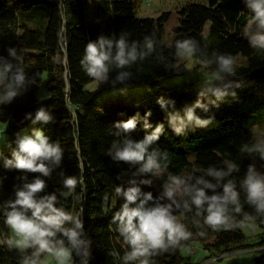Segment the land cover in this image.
<instances>
[{
  "label": "trees",
  "instance_id": "trees-1",
  "mask_svg": "<svg viewBox=\"0 0 264 264\" xmlns=\"http://www.w3.org/2000/svg\"><path fill=\"white\" fill-rule=\"evenodd\" d=\"M84 2L0 0V56L7 58V49L15 48L25 73L35 81L25 94L11 104L0 105V122L5 124L6 134V147L0 153V205L15 198V189L24 182L21 177H27L30 182L40 175L7 169L4 160L11 159L17 135L32 124L30 119H25L26 114L31 113L34 118L36 110L43 106L49 110L54 122L39 124V129L50 138V142L61 145L63 158L59 168L54 169L49 177H40L47 184L41 195L63 190L61 172L64 177L75 176L78 180L76 189L67 198L60 197L57 192L56 206L83 220L84 231L91 241L88 264H122L127 247L116 230L113 215L123 199L115 197L114 189L121 185L126 188L135 169L113 162L108 156V149L116 139L113 125L127 121L137 113L143 118L149 111L148 122L152 128L157 124L164 125L163 134L152 147L167 151V171L160 177L137 178L152 179V186L142 185L141 190L151 192L154 198L162 191L168 173L200 175L202 169L210 166L221 168L225 159L239 166L238 172L226 178L233 179L239 191V181L249 164H253L251 157L242 154L241 147L252 142L251 127L264 118V52L252 49L242 34L251 17L244 0L185 2L176 11L177 24L169 46L162 40L168 13L155 18L136 17L134 12L139 0H98L91 14L102 18L99 23H94L84 18ZM104 15L107 17L104 18ZM206 24L208 27L204 34ZM122 32L136 41H142L146 35L154 36L157 40L155 52L129 69L133 79L127 84L112 86L110 82L99 83L96 89L87 90L85 86L93 80L86 75L80 63L86 44L96 41L101 35L118 38ZM184 38H194L200 48L209 54H231L236 62V75L229 79L239 87L230 90L235 91V97H225L218 102V107L209 104L208 112L196 109L197 116L203 119L212 117L211 124L203 128L189 126L183 135H176L168 125L167 113L161 110L157 100L163 97L174 101L175 111L183 116V110L198 98L201 90L188 92L185 86H163L160 83L181 72L183 59L175 57L174 45L176 40ZM135 85L145 86L153 100L138 107L122 99L101 98L107 91ZM41 87L44 97L39 100ZM213 99L208 97L203 102ZM145 131L138 123L131 136L134 140L142 139ZM253 161L257 170L264 172V162L258 158ZM105 195L108 196L107 201L104 200ZM240 199L243 204L245 198L242 192ZM243 210L255 215L247 204H244ZM174 214L186 224L193 236L175 250L152 257V264H195L189 256L180 254L182 246L193 242L200 243L207 254L206 260L254 250L251 264H264V223L260 222V218L254 221L260 230L255 236L257 241L248 243V237L241 228L221 231L201 229L192 223L194 211L186 214L187 218L180 216L179 212ZM240 218L236 217L237 220ZM0 228L3 232L0 235V264H20L22 255H30L31 250L21 254L9 247V228L2 208ZM200 231H204L205 235L201 237L198 234ZM257 252L259 255H256ZM73 260L79 264L75 254Z\"/></svg>",
  "mask_w": 264,
  "mask_h": 264
},
{
  "label": "clouds",
  "instance_id": "clouds-1",
  "mask_svg": "<svg viewBox=\"0 0 264 264\" xmlns=\"http://www.w3.org/2000/svg\"><path fill=\"white\" fill-rule=\"evenodd\" d=\"M244 3L251 17L242 34L252 49L264 52V0H244ZM156 46L157 40L152 35L144 36L142 41L130 40L125 32L118 38L101 35L86 44L80 63L86 75L100 84H127L133 79L129 69L150 57ZM174 47L178 59L196 58L205 68L213 69L214 66L197 100L183 110V116L175 111L174 101L163 97L157 100L161 110L167 113L171 130L176 135H183L189 126L203 128L211 124L212 117L203 119L196 115V109L208 112L209 104L218 107V102L225 97H235V91L230 90L239 84L229 79L236 75V62L231 54H209L194 38L178 39ZM7 52V58L0 56V105L11 104L35 82L25 73L16 49L8 48ZM113 72L114 76L111 75ZM208 97L214 99L204 103ZM150 116V111L143 118L137 113L127 121L116 122L113 125L116 139L108 149L113 162L135 169L126 188L121 185L114 189L115 197L123 199L113 215L116 230L127 247L122 264H152V257L175 250L190 240L193 233L174 214L177 212L187 218L186 214L194 211L192 223L213 231L246 227L257 218L264 223V172L258 171L254 163L249 164L239 181V191L233 179H226L238 172L239 166L225 159L221 168L210 166L202 169L200 175L168 173L162 191L155 198L151 192H143L141 186L151 187L153 181L137 178L160 177L169 166L167 151L152 147L163 134L164 125L157 124L152 128L148 122ZM25 119H30L33 125L54 122L49 110L43 106L36 110L34 118L28 113ZM138 123L146 131L142 139L134 140L131 133ZM148 129L152 131L149 133ZM15 144L11 159L4 160V167L40 175L30 182L27 177H21L24 182L15 189V198L0 205L12 233L9 247L21 254L31 250L30 255H22L20 264H41V257H49L55 264H75L73 254L79 258V264H88L91 241L84 231L83 220L56 206L57 192L60 197L70 196L77 187V178L64 177L61 172L63 190L41 195L47 184L40 177H49L54 169L59 168L63 158L61 145L50 142V138L38 128H33L30 134H18ZM241 152L264 162V132L255 135L250 144L242 145ZM241 192L245 198L243 204ZM104 200H108L107 195ZM244 204L252 208L255 215L244 212ZM238 216L241 217L239 220L236 219ZM198 234L202 237L205 232Z\"/></svg>",
  "mask_w": 264,
  "mask_h": 264
},
{
  "label": "rangeland",
  "instance_id": "rangeland-1",
  "mask_svg": "<svg viewBox=\"0 0 264 264\" xmlns=\"http://www.w3.org/2000/svg\"><path fill=\"white\" fill-rule=\"evenodd\" d=\"M98 0H85L83 14L86 20H92L94 23H99L100 15L92 16L91 12ZM188 1L199 0H139L138 6L134 12L136 17H151L155 18L162 13H168L167 20L164 24L162 31V40L169 46L173 36V28L177 24V9ZM110 16H112L110 14ZM107 15H104V18ZM208 24L204 25L203 33H206ZM240 59V56H238ZM213 69L205 68L198 60L194 58L183 59L181 72L163 79L160 83L163 86H185L188 92H194L201 90L205 86V81L209 79L210 72ZM98 82L91 81L85 88L87 90H94L98 86ZM42 87L38 95V99H42ZM102 99H122L127 103L142 107L144 103L151 102L153 98L149 95V92L145 86L135 85L129 87H120L114 91H107L102 94ZM33 128L39 129V124L29 125V127L22 130L21 135L30 134ZM252 136L264 132V118L255 123L251 127ZM6 147V134L5 124L0 122V153ZM251 161L254 163L253 159ZM184 174V173H182ZM241 231L248 237V243H254L257 241V236L260 233L259 228L254 221L249 222L248 226L242 227ZM0 228V235L2 234ZM12 238V233L8 231V240ZM264 249V248H263ZM205 252L201 249L199 242H193L191 245L182 246L180 248V254L182 256H189L192 262L195 264H251L252 262V250L238 251L230 254H226L217 258L205 259ZM256 255H259L257 252ZM41 264H55V261L49 257H41Z\"/></svg>",
  "mask_w": 264,
  "mask_h": 264
},
{
  "label": "crops",
  "instance_id": "crops-1",
  "mask_svg": "<svg viewBox=\"0 0 264 264\" xmlns=\"http://www.w3.org/2000/svg\"><path fill=\"white\" fill-rule=\"evenodd\" d=\"M252 251H254V250H252ZM205 254V256L207 255L206 253H204Z\"/></svg>",
  "mask_w": 264,
  "mask_h": 264
}]
</instances>
